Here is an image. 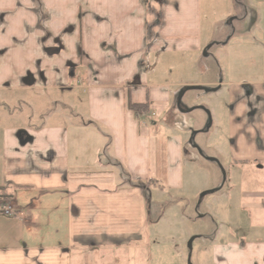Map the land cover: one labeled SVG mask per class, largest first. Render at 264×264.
Here are the masks:
<instances>
[{
  "label": "crops",
  "instance_id": "1",
  "mask_svg": "<svg viewBox=\"0 0 264 264\" xmlns=\"http://www.w3.org/2000/svg\"><path fill=\"white\" fill-rule=\"evenodd\" d=\"M208 1L0 0V188L11 196L0 208L17 214L0 213V264H161L147 249L157 244L145 192L189 184L204 156L207 93L223 101L227 135L214 156L231 180L254 169L264 184V56L222 67L212 49L233 39V22L204 13ZM259 26L264 34V14ZM251 187L224 195L235 217L250 211L258 240L220 234L214 264H264V190Z\"/></svg>",
  "mask_w": 264,
  "mask_h": 264
},
{
  "label": "rangeland",
  "instance_id": "2",
  "mask_svg": "<svg viewBox=\"0 0 264 264\" xmlns=\"http://www.w3.org/2000/svg\"><path fill=\"white\" fill-rule=\"evenodd\" d=\"M203 11L209 16L211 13H215L214 21H227L226 17L228 16L229 20L233 22L234 26L227 25V37L232 38L234 36L233 39L229 41L228 45L217 47L219 54H216V51L212 49V53L220 58L222 67L226 68L229 65L230 57L233 56L241 58L247 64H253L256 60L263 58L264 51L257 47L264 44V34H261L262 31L260 30L262 29L259 26L263 20L264 0H209ZM248 39L254 41V49L243 46L244 42L249 41ZM182 74L177 72L176 77L182 76ZM201 102L208 106L212 114L211 118L207 114V124L204 126L207 133L202 135L204 141L203 145L200 144L204 156L196 153L199 156L198 168L195 169L193 177L190 176L191 178L187 180L189 184L181 191L162 194L160 192L163 190L160 189V186L157 188L159 190L153 191L151 187L156 184H146L148 182H145L146 187L153 185L145 192L149 213L147 234L149 238L154 237L153 241H156L157 244V246L152 247L149 241L147 249L155 257L157 254H161V260H159L161 264H164L165 261L169 264H214L213 250L215 245L219 243L218 236L220 234H227L228 238L230 236L228 240L238 243L250 239L258 240L256 236H253L254 221H250L248 218L250 211L246 209L244 213L240 212L242 215L239 216L240 218L235 217L236 212L232 211V205L235 202L228 200L224 194L231 186L244 188L249 185L257 191L264 190V184L258 183L259 172L256 173L254 169L249 171L253 172L254 175H248L238 181L237 179L236 181L230 179L229 169L227 163L223 161L224 158L214 156L218 151L216 149L217 141L218 147L221 144L225 146L227 143L225 125L222 119L223 101L215 98L213 94L207 93ZM218 118L220 122H218ZM175 122L176 125L182 126L178 118ZM207 156L215 157L219 162L216 164L209 163L204 159ZM236 171H239V174L245 172L242 168H237ZM218 177H221V182L216 185L223 183L222 189L207 194L202 199L203 192L210 191L213 189L211 187H216L215 183ZM239 203L237 202L238 208ZM226 214L229 215V220L224 224L222 218ZM258 220L255 222H259L260 236L264 237V213L260 214ZM257 237L260 238L258 235ZM190 240L192 241L189 249L188 242ZM177 254H180V257ZM111 263H113L112 260Z\"/></svg>",
  "mask_w": 264,
  "mask_h": 264
},
{
  "label": "trees",
  "instance_id": "3",
  "mask_svg": "<svg viewBox=\"0 0 264 264\" xmlns=\"http://www.w3.org/2000/svg\"><path fill=\"white\" fill-rule=\"evenodd\" d=\"M158 24L159 22L157 15L152 16L148 22V31L150 35L154 33V29L158 26ZM129 109L134 113V115L145 113L147 111L146 105L144 106L140 104H130ZM10 197L11 196L9 194L5 193V191L0 188V199H8Z\"/></svg>",
  "mask_w": 264,
  "mask_h": 264
},
{
  "label": "built area",
  "instance_id": "4",
  "mask_svg": "<svg viewBox=\"0 0 264 264\" xmlns=\"http://www.w3.org/2000/svg\"><path fill=\"white\" fill-rule=\"evenodd\" d=\"M0 213L4 216H7V217H16L17 216L16 212L8 204H4L1 206Z\"/></svg>",
  "mask_w": 264,
  "mask_h": 264
},
{
  "label": "water",
  "instance_id": "5",
  "mask_svg": "<svg viewBox=\"0 0 264 264\" xmlns=\"http://www.w3.org/2000/svg\"><path fill=\"white\" fill-rule=\"evenodd\" d=\"M192 89H196V88H192ZM206 193H207V192H206ZM208 193H209V192H208ZM203 195H204V194H202L201 197H202ZM191 241H192V240H190V241L188 242V248H189V249L191 248Z\"/></svg>",
  "mask_w": 264,
  "mask_h": 264
}]
</instances>
